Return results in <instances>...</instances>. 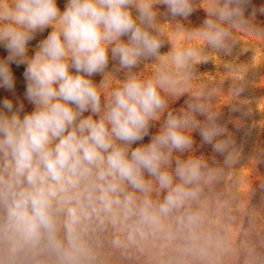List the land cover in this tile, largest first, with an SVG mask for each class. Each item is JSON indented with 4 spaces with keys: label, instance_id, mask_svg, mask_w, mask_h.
Masks as SVG:
<instances>
[{
    "label": "clouds",
    "instance_id": "obj_1",
    "mask_svg": "<svg viewBox=\"0 0 264 264\" xmlns=\"http://www.w3.org/2000/svg\"><path fill=\"white\" fill-rule=\"evenodd\" d=\"M249 4L212 0L189 35L224 50ZM193 12L192 0H67L63 11L57 0H0V88L15 94L11 65H26L32 105L0 102V264H206L219 248L205 190L220 169L189 153L193 132L225 163L233 142L202 90L169 110L202 49L162 54L157 26ZM148 61L151 76L133 71Z\"/></svg>",
    "mask_w": 264,
    "mask_h": 264
},
{
    "label": "rangeland",
    "instance_id": "obj_2",
    "mask_svg": "<svg viewBox=\"0 0 264 264\" xmlns=\"http://www.w3.org/2000/svg\"><path fill=\"white\" fill-rule=\"evenodd\" d=\"M66 2L57 0L61 11ZM192 4L194 12L187 20L160 15L157 26L164 32L162 54L173 47L202 49L189 87L183 95L167 97L169 110L183 107L192 92L200 89L206 95L209 111L233 142L227 153L230 159L225 163L224 157L214 153L211 145L202 143L198 132L192 133L194 143L189 154L202 156L212 167L220 169L217 179L205 190L209 229L219 239V248L212 251L206 264H264V11H261L264 0H250L244 17L247 23L230 29L224 50L210 49L189 35L207 18L212 0H192ZM253 9L255 15L250 14ZM159 11H165L163 5L159 6ZM177 24L182 25L184 31L177 32ZM50 31L51 28L46 29L30 42V56ZM6 56L7 51L0 46V59ZM157 63L148 61L133 71L147 78ZM113 66L110 61L109 69ZM25 67L11 65L15 94L0 88V102L5 98L13 100L14 105L22 101L25 112H30L32 105L24 99ZM123 78V72L115 75L113 86ZM93 79L99 83L102 77L97 75ZM158 127V124L154 126L151 133ZM148 139L143 142L147 143Z\"/></svg>",
    "mask_w": 264,
    "mask_h": 264
}]
</instances>
